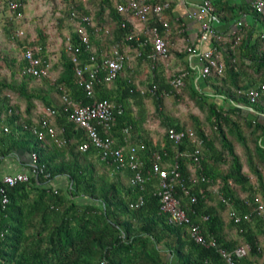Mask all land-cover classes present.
<instances>
[{
    "label": "trees",
    "instance_id": "16d2710c",
    "mask_svg": "<svg viewBox=\"0 0 264 264\" xmlns=\"http://www.w3.org/2000/svg\"><path fill=\"white\" fill-rule=\"evenodd\" d=\"M9 1L0 0V14L8 16L0 30V165L21 150L29 158L35 154L37 165L48 177L31 175L27 182L7 188L8 203L4 209L0 204V264H225L216 249L190 238L187 225L168 223L154 194L155 179L142 189L131 186L128 169L107 165L93 146L80 150L85 134L71 122L70 115L75 107L93 100H108L123 109L110 130L98 128V133L123 148L143 144L139 156L144 171L154 162L160 167L179 164L183 189L178 185L175 196L207 240L213 239L226 251L248 245L238 264H264V212L258 215L254 210L258 200L264 209V93L254 102L245 94L256 82H242L231 57L222 74L210 73L203 79L209 90L199 88L183 70L167 77L159 75L157 65L165 61H156L152 67L148 59L152 45L144 31L156 26L163 35L162 23L169 8L161 21L152 15L144 24L132 14L117 11V5L126 0H63L61 14L72 24L67 35L58 33L59 41L52 47L45 44L41 31L37 38L28 39L18 30L21 19L29 16L30 1L16 0L20 6L14 12L8 9ZM130 35L133 38L127 40ZM164 39L170 56L171 45ZM132 47L135 57L139 53L137 58L148 66L142 93L121 72L110 82L103 80L102 72L96 79L91 77L103 56L111 58L117 50L126 58ZM28 48L47 65V75L23 73ZM255 60L257 71L262 72L264 51L256 53ZM75 69L82 71L84 80L92 81V98ZM174 78L182 79L179 89L169 83ZM257 80L264 82V76ZM153 86L155 90H151ZM144 99L150 102L151 111L144 112L145 117L141 111L133 116L129 102L138 105ZM182 105L189 107L186 122L179 117ZM47 109L55 111L50 117L55 132L38 138L32 127L39 126ZM139 118L160 121L162 130L156 141L147 136L134 143L129 132L123 133L124 129L131 132ZM169 128L194 132L201 142L197 163L187 155L196 145L190 140H168ZM138 197L143 204L131 208L129 204Z\"/></svg>",
    "mask_w": 264,
    "mask_h": 264
},
{
    "label": "built area",
    "instance_id": "2783aa9c",
    "mask_svg": "<svg viewBox=\"0 0 264 264\" xmlns=\"http://www.w3.org/2000/svg\"><path fill=\"white\" fill-rule=\"evenodd\" d=\"M249 1L256 13L264 14V0ZM19 6L20 4L16 0H10L8 2V9L12 12L16 11ZM168 8V1L151 5L148 3V0H126L125 3L117 5V11L119 13L132 14L144 24L148 23L152 15L155 16L158 21H161L162 13ZM211 11L212 7L210 0H203L201 13L205 14ZM20 17V14L16 16L17 19ZM198 18H202V15H199ZM82 20L87 21V18L84 17ZM162 26L167 30V24L165 22L162 23ZM75 28L78 33L83 34V30L79 25H75ZM205 28H207V26H204V29ZM19 34H22V32H19ZM144 34L148 37V40L151 41L152 45L151 53L148 55L152 67L153 63L156 61H166L169 57L168 45L158 27L150 26L144 31ZM132 38L133 36L130 35L127 37V40H131ZM85 41V38H83V42ZM67 49L70 50V47ZM188 51H190V49H188ZM23 56L27 63L23 73L33 76L47 75V65H44L43 62L41 64V61L34 56L32 49L28 48L25 50ZM200 57L202 60V66L199 70L200 78L204 79L210 73H215L217 75L222 74L224 63L220 58L216 46H212L208 50L202 52ZM91 60L93 61L94 58H91ZM125 60L126 58L124 55L114 50L111 58L103 56L101 62L92 70L91 77L96 79L99 73L102 72L104 74L103 80L105 82H110L121 72ZM75 72L83 83L87 96L92 98V81L84 80L80 69H75ZM169 83L175 89H179L183 86L181 78L171 79ZM151 90H155V86H153ZM262 93H264V83L260 84L256 89L248 90L245 94L250 102H254ZM122 113L123 109L120 106L108 100H93L89 104L75 107L71 112L70 120L76 128L83 130L85 134V141L81 143L79 147L80 150L85 152L93 146L99 150L100 159L107 165L112 166L116 170L128 169L132 173L129 178L131 186H138L142 189L145 183L151 179H155L157 181V186L154 194L158 197L160 212L166 215L168 223L172 225H187L189 228V236L196 244L216 249L225 264H238V261L242 259L249 250L248 245L239 246L231 251H226L217 247L213 239L207 240L202 235L199 225L192 223L189 216L181 208L180 202L175 196V189L178 185L183 189L179 173V164L177 162L167 167H160L157 162H154L149 169L144 171V164L139 156V152L144 149L143 144L129 145L127 148H123L122 146H115L113 138L104 137L98 133V128L110 130L115 116ZM51 116H55V111L47 109V114L43 115L38 122L39 126L32 127V132L36 134L38 138H42L44 133L50 136L54 135L55 130L51 125ZM127 130L128 129H124V133L127 134ZM167 138L174 143H179L183 140L192 141L196 147L191 155H187L193 159L194 163L198 162V146L201 142L196 139L192 130H176L174 128H169L167 130ZM124 141H126V139H124ZM56 142L58 145H62L63 143L62 140L58 139H56ZM36 160V155L32 154L28 164L29 169L14 174H4L0 177V204L2 209H4L5 205L8 203L7 188L18 183L27 182L31 175L36 177L41 174L44 178L48 177V174H44L43 168L37 165ZM191 201H195L194 197L191 198ZM258 202V206L254 210L258 215H262L264 209L260 200H258ZM142 204L143 198L138 197L137 201L130 203L129 206L135 208L140 207ZM230 216L234 217L237 222L240 221V218L235 216L234 213H230ZM244 219H248V216L245 215ZM101 264L109 263L102 261Z\"/></svg>",
    "mask_w": 264,
    "mask_h": 264
},
{
    "label": "crops",
    "instance_id": "0c3cea01",
    "mask_svg": "<svg viewBox=\"0 0 264 264\" xmlns=\"http://www.w3.org/2000/svg\"><path fill=\"white\" fill-rule=\"evenodd\" d=\"M164 1L169 2V10L164 18L171 30L168 27L163 31V36L169 40L171 54L164 64L157 65L159 75L167 77L183 70L199 88L209 90L199 76L202 66L200 56L202 52L216 46L223 63L228 57L232 58L231 64L242 82L247 85L256 82V85L248 90L256 89L264 83L259 84L257 80L258 77L264 76V70L257 71L258 63L255 60L256 53L264 51V14L255 15L249 0H210L212 11L205 14L201 13L203 0ZM199 15H202V18H198ZM204 26L207 28L204 29ZM136 55L135 57V48H130L120 75L126 77L128 82L133 79L137 84L136 89L141 93L148 66L145 61L137 58L140 57L139 53ZM133 102L130 101L128 106L133 116L141 111L140 115L145 117L144 114L151 111L148 100L144 99L143 103L138 101V105ZM138 122L136 127L130 128L131 132L127 130L129 139L132 138L134 143L140 137L149 136L153 141L158 139L162 130L158 119L139 118ZM29 162V155L18 150L2 160L0 175L22 172Z\"/></svg>",
    "mask_w": 264,
    "mask_h": 264
},
{
    "label": "rangeland",
    "instance_id": "374dc122",
    "mask_svg": "<svg viewBox=\"0 0 264 264\" xmlns=\"http://www.w3.org/2000/svg\"><path fill=\"white\" fill-rule=\"evenodd\" d=\"M31 4V11L27 18L21 19L19 22L18 30L23 32V35H26L28 39L38 37L37 32L41 31V35H44L45 44L49 46L56 45V41H59V32L61 35L65 36L68 33L70 21L68 18L61 14V11H65L63 0H29ZM61 10V11H60ZM6 14H0V30L4 20L8 17ZM31 15V17H30ZM59 19H62L59 22ZM76 25V23H74ZM73 26L75 27V25ZM1 32V31H0ZM1 39V36H0ZM50 41V42H49ZM9 43V44H8ZM10 46V42H8ZM12 47V46H11ZM56 47V46H55ZM14 49V46L12 47ZM58 52V51H57ZM55 52L56 57L58 58L59 53ZM182 111L179 115L181 120L186 122L188 120V111L189 107L182 105ZM175 110V108H174Z\"/></svg>",
    "mask_w": 264,
    "mask_h": 264
}]
</instances>
